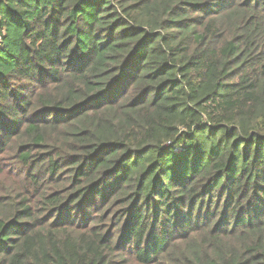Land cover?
<instances>
[{
	"label": "trees",
	"instance_id": "16d2710c",
	"mask_svg": "<svg viewBox=\"0 0 264 264\" xmlns=\"http://www.w3.org/2000/svg\"><path fill=\"white\" fill-rule=\"evenodd\" d=\"M4 157L0 264H264V0H0Z\"/></svg>",
	"mask_w": 264,
	"mask_h": 264
},
{
	"label": "rangeland",
	"instance_id": "374dc122",
	"mask_svg": "<svg viewBox=\"0 0 264 264\" xmlns=\"http://www.w3.org/2000/svg\"><path fill=\"white\" fill-rule=\"evenodd\" d=\"M11 158L4 157L0 160V164L3 165L6 171H11L13 170L12 164H11ZM17 179L16 177H8L5 179V185L8 187H12L16 183Z\"/></svg>",
	"mask_w": 264,
	"mask_h": 264
}]
</instances>
